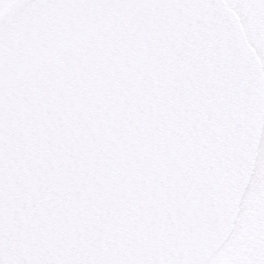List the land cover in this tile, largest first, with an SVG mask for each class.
Listing matches in <instances>:
<instances>
[{"label":"snow or ice","instance_id":"snow-or-ice-1","mask_svg":"<svg viewBox=\"0 0 264 264\" xmlns=\"http://www.w3.org/2000/svg\"><path fill=\"white\" fill-rule=\"evenodd\" d=\"M0 264H264V0H0Z\"/></svg>","mask_w":264,"mask_h":264}]
</instances>
